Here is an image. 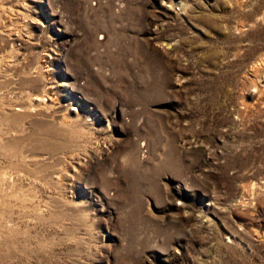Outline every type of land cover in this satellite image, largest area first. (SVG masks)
Here are the masks:
<instances>
[{
  "label": "rangeland",
  "instance_id": "obj_1",
  "mask_svg": "<svg viewBox=\"0 0 264 264\" xmlns=\"http://www.w3.org/2000/svg\"><path fill=\"white\" fill-rule=\"evenodd\" d=\"M0 264H264V0H0Z\"/></svg>",
  "mask_w": 264,
  "mask_h": 264
},
{
  "label": "bare ground",
  "instance_id": "obj_2",
  "mask_svg": "<svg viewBox=\"0 0 264 264\" xmlns=\"http://www.w3.org/2000/svg\"><path fill=\"white\" fill-rule=\"evenodd\" d=\"M70 119V118H69ZM68 119V122H70V120ZM78 124V123H77ZM75 122H72V125L73 126H75V127H77L78 125H77Z\"/></svg>",
  "mask_w": 264,
  "mask_h": 264
}]
</instances>
